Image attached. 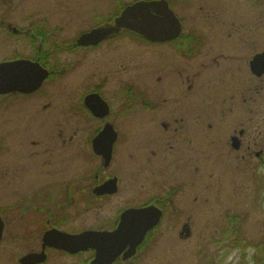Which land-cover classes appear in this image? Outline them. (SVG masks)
Wrapping results in <instances>:
<instances>
[{
	"label": "rangeland",
	"instance_id": "obj_1",
	"mask_svg": "<svg viewBox=\"0 0 264 264\" xmlns=\"http://www.w3.org/2000/svg\"><path fill=\"white\" fill-rule=\"evenodd\" d=\"M135 1L0 0V63L43 59L52 72L32 95L0 96V264L38 252L48 224L68 233L106 230L122 210L149 202L163 205L165 214L132 264H252L264 246V152L263 161L255 157L264 150V75L255 78L249 70L253 55L264 51V0H168L183 17V33L210 34L211 40L210 97L205 38L204 64L196 70L198 105L194 99L183 108V114L199 116L198 149L196 155L185 149L182 163L164 159L176 144L169 140L174 125L162 129L167 122L160 103L168 99L167 112L174 101L159 95L155 79L178 61L172 45L149 46L121 32L97 51L71 48L116 5ZM8 28L30 37L12 38ZM34 30L45 33L47 42L31 36ZM130 80L157 93V101L128 105L117 88ZM92 89L110 102L105 120L83 107ZM106 122L118 126L120 140L110 168L102 170L91 139ZM240 129L260 135L253 153L241 150L245 160L229 147V137ZM107 177L119 179L113 197L88 196L85 204L76 195L80 186ZM48 257L45 264L81 263L54 251Z\"/></svg>",
	"mask_w": 264,
	"mask_h": 264
},
{
	"label": "water",
	"instance_id": "obj_2",
	"mask_svg": "<svg viewBox=\"0 0 264 264\" xmlns=\"http://www.w3.org/2000/svg\"><path fill=\"white\" fill-rule=\"evenodd\" d=\"M126 30L141 36L152 43H166L176 40L181 32V24L170 10L165 0L139 1L123 10L115 19L114 25L98 28L81 35L77 45L96 46L107 37ZM250 71L256 77L264 75V53L250 62ZM48 73L38 63L17 60L0 64V96L19 93L22 95L36 92L47 79ZM86 107L96 118L108 115V106L96 95L86 98ZM117 134L110 124L93 138V153L102 160V168H108L112 160L113 145ZM117 193V179L106 181L93 190L96 196ZM161 212L155 207L128 209L121 215V221L113 232L86 231L77 235L49 230L42 236L41 251L29 253L19 259L20 264H43L47 258V248L64 251L70 255L86 250L95 251L93 264H111L126 249L124 259H129L143 241L147 232L160 221ZM4 233V222L0 218V242Z\"/></svg>",
	"mask_w": 264,
	"mask_h": 264
},
{
	"label": "flooded vegetation",
	"instance_id": "obj_3",
	"mask_svg": "<svg viewBox=\"0 0 264 264\" xmlns=\"http://www.w3.org/2000/svg\"><path fill=\"white\" fill-rule=\"evenodd\" d=\"M139 1H144V0H139ZM139 1H135L133 3L127 4L125 6L121 5H116L115 9L112 13H110L109 17L107 18H102L101 20H99V22L97 24H95L93 27L83 31L82 33H80V35L75 39L74 44L71 45V48L73 49H78L82 52L85 53H89L92 51H97L98 47L100 45H104L106 43H108L110 41V39L114 38V37H118V35L121 34V32H125L128 33L129 36L134 37V38H138V39H142L143 43L142 44H147L149 46H164V45H172V47L175 50V55H176V59L178 61H175V66L174 68H170L172 67V64H169L165 67H163L162 69L163 74L162 76H159L156 79L157 83H160V96L161 97H165L168 96V98H170V101H174V104L172 105L171 108H168L167 112L165 110V104L166 101L168 100H164L160 103V111H164L165 114V118H166V122L167 123H163L162 124V129L164 132H169L173 129V125H174V131L173 134H171L170 137V141L171 143H175V146H170L171 150L169 151V153L167 154L166 158L164 159H168L171 162L174 163H182L183 161H186V150L185 149H190L191 153H194L196 155L197 153V149H198V145H197V140H198V129H199V116L197 113H191V114H183V108L185 107V104L187 103V101L193 102V100L195 99V103L196 105H198V89H199V85L197 82V77H198V72L196 71L198 68V64L199 62H201L199 65H203L204 63L200 60L202 59V55L200 54V49L203 47V42L204 39L207 38V41L209 43L208 46V61H207V69H208V82L206 84V90L207 93L209 94L210 97V34L209 35H197V34H193V33H183V25H184V20L183 17H178L176 14V18L178 19L179 23L181 24V32L178 35V37L176 38V40L171 41V42H166V43H152L149 42L147 40H145L144 38H142L139 35H136L134 33H131L129 31L126 30H122L120 31L118 34H113L110 35L109 37H107L104 41H102L101 43H99L96 46H88V47H81L77 45V40L78 38L85 34V33H89L92 30L98 29V28H105V27H110L112 25H114V21L116 18H118L121 13L123 12V10L125 8H127L128 6L139 2ZM168 2L169 6L170 3L168 0H165ZM172 10V9H171ZM101 18V17H100ZM42 26H45L42 25ZM41 26V27H42ZM8 30H10L12 32V35H9L12 38H27L29 39L30 35L28 36L27 33H21L18 29L16 28H8ZM35 34L31 35V36H35V37H39L43 42H47L46 41V37L47 35L45 33H43L42 31H36L34 30ZM215 38V36H214ZM215 40V39H214ZM219 43L217 45H220V43L225 42V40H218ZM47 43H43V46H46ZM216 45V46H217ZM215 45L212 46V49L216 47ZM230 46V42L228 43V47ZM40 51V49H39ZM39 53V52H38ZM263 52L259 53V54H255L253 55L252 59L249 61V70H250V62L253 60V58L257 55L263 54ZM44 54V52H42V55ZM17 60H29L35 63H38L40 65V67H42L44 70L47 71L48 73V77L47 79L43 82L42 86L36 91L38 92L44 85V83L52 76L51 73L48 68L46 67V63L44 62L43 59H13V60H9V61H3V62H13V61H17ZM162 64V63H161ZM216 64V63H215ZM218 65V63L216 64V66ZM219 67V65H218ZM173 71H172V70ZM240 69L238 68V71ZM173 73L175 76V81H171V77L170 74ZM251 73V71H250ZM252 74V73H251ZM253 75V74H252ZM254 76V75H253ZM255 78H258L256 76H254ZM262 77V76H261ZM260 78V77H259ZM169 80V81H168ZM131 81V80H130ZM165 81H167V83H165ZM182 85L185 86V91L182 92ZM127 87H125L123 89L122 88H117L118 92H119V96H126V101L128 105H135V103L137 101H139V104H147L148 102H153V101H157V99L159 98L157 93H152L149 88L146 86L144 87L143 84H139L138 82H132L129 84H126ZM34 92V93H36ZM34 93L31 94H26V95H22L19 93H15V94H8L2 97H10V96H29L32 95ZM92 95H96L98 96L107 106H108V115L104 118H96L94 117V115L92 114V112L86 107V98ZM160 97V98H161ZM156 99V100H155ZM83 107L85 109V111L87 113H89L95 120H105L106 118H108L111 115V107H110V102L107 100V97L102 96L100 93H98L97 89H92L90 91H88L86 93V95L84 96L83 100ZM210 104V101H209ZM141 105V106H143ZM157 105V102L155 103V106ZM196 107V106H195ZM106 124H110L113 126L114 131L116 132L117 136H118V140L117 142L120 140V133L118 130V126L115 125L114 123H104L103 127ZM103 127H101L99 130L96 131L95 135L96 136L102 129ZM208 128L210 129V123L208 124ZM258 130L254 129V131H250V133H248L246 130L240 129L238 131H234L233 135H231L229 137V147L230 149L234 152V153H238L240 156L241 150L245 149L244 152L246 154V152H248L249 154L253 153L252 149H256L257 145L260 144V142L257 140V136H260L259 134H257ZM260 132V131H259ZM254 133L256 135H254ZM93 136V137H94ZM260 138V137H259ZM93 139V138H92ZM91 139V142H92ZM116 142V143H117ZM116 145V144H115ZM115 147V146H114ZM260 149H264V148H260ZM172 150H176V153L173 154ZM184 151V154H183ZM114 152L115 149H113V156H114ZM263 152L264 150H261L259 152H255V157L257 159H262L263 161ZM194 157L192 156V159ZM241 159L245 160L246 158L244 157V155L240 156ZM100 159V158H99ZM188 160V159H187ZM101 161V159H100ZM263 166V165H262ZM262 166L260 168H262ZM264 167V166H263ZM109 169V168H108ZM112 178V177H111ZM110 177H107L105 180H103L102 182H97L96 185H94L93 187H88L85 186H80L78 188V192L76 193V195L78 196V198H81L82 200H84L83 203L86 204V200L87 197L89 196V198H91V196H93L94 198L91 199H104L107 197H113L114 195H116L119 192V179L117 178V185H118V189H117V193L114 194L113 196H103L101 198L95 197L93 195V189L103 183H105L106 181H108L109 179H111ZM114 178V177H113ZM99 179V176H96V180ZM88 194V195H87ZM91 195V196H90ZM169 199L167 201L171 202V205L173 203V196L169 195L168 197ZM150 207L153 206L155 208H158L161 210L162 212V216L164 217L165 214V207L163 205H161L158 202H149L147 205L141 206V207H131V208H126L124 210H122L120 213H118L117 218L115 219V221H112V225L110 227H108L106 230L105 229H91V231H98V232H113L116 230V228L118 227L120 221H121V215L124 211L128 210V209H141L144 207ZM178 212V211H177ZM163 219V218H162ZM161 223V222H160ZM49 225V224H48ZM46 226V229L44 230L43 234L46 233L49 230H57L66 234H70V235H76V234H80L82 232L85 231H89V230H84L78 233H68L65 231H62L60 229L57 228V226L55 225H51V226ZM159 226V225H158ZM157 226V227H158ZM155 227L153 230H151L150 232H148L146 234V237L144 239V241L142 242V244H140V246L138 248H136L135 250V255L130 258V259H124V254L126 253V251L128 249H126L124 252H122L111 264H132V262L134 261V259H136L139 251H141V249L144 247V245L147 244L148 241H146L148 238L150 239V237L153 235L155 229L157 228ZM4 228H5V224H4ZM42 234V236H43ZM41 236V239H42ZM3 240V239H2ZM41 242V240H40ZM1 244V243H0ZM41 245L42 242L40 243V250L38 252L41 251ZM48 251H54V252H58V253H62L65 254L67 256H69V258H72L73 260L76 259V261H80L81 263L79 264H93L94 260H95V251L93 250H86L84 252H79L75 255H70L68 253H65L63 251H59V250H54V249H47L45 252L47 254V258L45 260V262L43 264H45L48 261ZM31 253H35V252H31ZM29 254V253H28ZM84 257H86L84 260ZM20 259V258H19ZM19 259L17 260V264L19 263Z\"/></svg>",
	"mask_w": 264,
	"mask_h": 264
},
{
	"label": "trees",
	"instance_id": "obj_4",
	"mask_svg": "<svg viewBox=\"0 0 264 264\" xmlns=\"http://www.w3.org/2000/svg\"><path fill=\"white\" fill-rule=\"evenodd\" d=\"M91 198L94 197L91 196ZM252 264H264V246H260L258 249H256V254L252 260Z\"/></svg>",
	"mask_w": 264,
	"mask_h": 264
}]
</instances>
